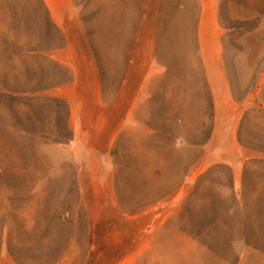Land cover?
<instances>
[{"label": "rangeland", "instance_id": "rangeland-1", "mask_svg": "<svg viewBox=\"0 0 264 264\" xmlns=\"http://www.w3.org/2000/svg\"><path fill=\"white\" fill-rule=\"evenodd\" d=\"M49 1L0 0V264H264V0L216 65L198 0Z\"/></svg>", "mask_w": 264, "mask_h": 264}, {"label": "crops", "instance_id": "crops-1", "mask_svg": "<svg viewBox=\"0 0 264 264\" xmlns=\"http://www.w3.org/2000/svg\"><path fill=\"white\" fill-rule=\"evenodd\" d=\"M56 1V5H57V12H65V10L67 9V6L69 5V0H54ZM45 2L47 3L49 9L51 10V12H55V8L53 7V3L50 2L49 0H45ZM216 3L214 0H198V22H199V27L201 29V27L204 29V34H205V40L208 39V46H210L211 48H213V52L215 51V60L214 63L215 65L220 62V48H221V43H220V32L218 29V12H217V8H216ZM212 24L213 27H215L213 29L212 32H210L209 30H207L208 25ZM207 26V27H206ZM205 41L202 40L200 41V47L201 48H205L204 47ZM56 55V53H55ZM170 69L171 67L168 66L167 70L170 73ZM211 72H215V73H211ZM219 72V71H218ZM217 69L214 68V70H210L207 69V72H205L202 75V80L204 82L203 88L205 89L206 93L208 94L209 97L212 98V102H211V107L208 106L210 100L207 103L208 108L204 107L203 109H199V110H210V111H214L216 109V106L218 105V101H217V90H215V86L212 82V77L213 75H218ZM180 73V72H178ZM170 75V74H169ZM186 89V88H185ZM227 104V103H226ZM203 107V106H201ZM210 107V108H209ZM232 108V107H231ZM177 121L183 122V119L181 120V118H178Z\"/></svg>", "mask_w": 264, "mask_h": 264}, {"label": "trees", "instance_id": "trees-1", "mask_svg": "<svg viewBox=\"0 0 264 264\" xmlns=\"http://www.w3.org/2000/svg\"><path fill=\"white\" fill-rule=\"evenodd\" d=\"M39 1V3L41 4V2H40V0H38ZM43 4V3H42ZM41 4V6L39 7L40 8V12L42 13V11L46 14V15H48L49 14V9L45 6V4H43L42 5ZM10 9H14V7H10ZM42 15V14H41ZM50 20V19H49ZM52 30H53V32L57 35V36H62L63 37V34L60 32V31H58V29L57 28H55V26L52 28ZM55 49H58V48H54V50ZM161 67H163V68H165L166 70H167V67L166 66H164V65H160ZM12 101H14V98H12ZM173 139H174V141H177V140H186V141H188V139H186V138H184L182 135H175L174 137H173Z\"/></svg>", "mask_w": 264, "mask_h": 264}]
</instances>
